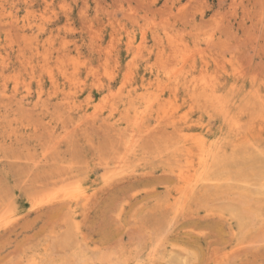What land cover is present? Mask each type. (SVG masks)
Returning <instances> with one entry per match:
<instances>
[{
    "label": "rangeland",
    "instance_id": "1",
    "mask_svg": "<svg viewBox=\"0 0 264 264\" xmlns=\"http://www.w3.org/2000/svg\"><path fill=\"white\" fill-rule=\"evenodd\" d=\"M0 221V264H264V0H0Z\"/></svg>",
    "mask_w": 264,
    "mask_h": 264
},
{
    "label": "bare ground",
    "instance_id": "2",
    "mask_svg": "<svg viewBox=\"0 0 264 264\" xmlns=\"http://www.w3.org/2000/svg\"><path fill=\"white\" fill-rule=\"evenodd\" d=\"M202 70V69H201ZM207 81H208V79H207ZM180 82V81H179ZM211 83V82H210ZM210 85V84H209ZM196 88V87H195ZM200 88V87H199ZM193 89V88H192ZM214 90V89H213ZM212 90V91H213ZM195 91V90H194ZM211 91V92H212ZM210 92V91H209ZM216 93V92H215ZM207 94V93H206ZM212 94H213V92H212ZM217 95V94H216ZM216 95H214V98H216V100L215 101H217V104L218 105H221L222 103H221V100H222V98L219 96H216ZM197 96H198V94H197ZM207 96V95H206ZM212 96V95H211ZM190 97V96H189ZM206 98H208V96L206 97ZM221 98V99H220ZM205 99V98H204ZM194 103V102H193ZM246 111V110H245ZM234 123V122H233ZM239 127V126H238ZM249 127V126H248ZM200 140V139H199ZM203 143V142H202ZM203 147V146H202ZM205 148V147H204ZM203 149V148H202ZM195 152V151H194ZM188 155V154H187ZM204 155V154H203ZM202 157V156H201ZM188 159V158H187ZM205 160V159H204ZM193 162V161H192ZM202 169V168H201ZM184 177V173L183 172H181V174H180V176H179V178H183ZM201 177V176H200ZM187 178V177H186ZM183 179H185V177L183 178ZM187 181V180H186ZM188 182V181H187ZM195 183H196V181H194ZM189 183V182H188ZM188 188V187H187ZM183 191V190H182ZM68 193V192H67ZM76 193V192H75ZM77 194V193H76ZM65 196V195H64ZM85 196V195H84ZM1 222V221H0Z\"/></svg>",
    "mask_w": 264,
    "mask_h": 264
}]
</instances>
